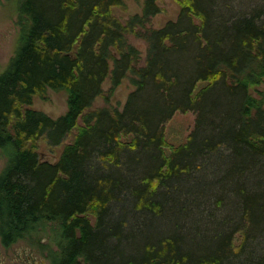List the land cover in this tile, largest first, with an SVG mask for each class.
<instances>
[{
    "label": "trees",
    "instance_id": "trees-1",
    "mask_svg": "<svg viewBox=\"0 0 264 264\" xmlns=\"http://www.w3.org/2000/svg\"><path fill=\"white\" fill-rule=\"evenodd\" d=\"M176 1L182 6L179 18L148 29L147 22L161 11L155 0H146L143 14L126 22L112 13L124 0H20L18 44L0 73V150L7 157L0 174L3 246L38 244L41 230L56 224L57 249L49 252L53 264H264V251L256 255L252 250L264 239V93H252L264 82L260 15L238 17L213 30L209 21L218 0ZM130 33L148 43L141 68L138 49L127 42ZM214 50L221 56L213 58ZM202 52L212 59L206 67ZM127 72L138 78L132 79L137 89L124 110L87 112L103 95L105 80L111 78L113 89ZM49 88L68 95V110L56 119L30 107ZM214 94L218 96L212 98ZM149 103L155 104L156 120L140 110ZM216 108L226 111L217 115ZM178 111H194L197 119L187 142L174 145L164 128ZM102 125L107 128L100 132ZM203 128L210 133L202 138ZM74 130V140L64 145L58 160L41 159L39 141L60 146ZM222 149L228 151L225 174L214 184L223 182L227 191L232 177L241 219L219 223L211 243L215 252L193 257L182 250L167 258L171 240L181 248L179 225L171 235H162L158 254L150 255L154 247L148 244L146 254L134 255V231H123L128 217L109 221V204L130 196L137 200L136 211L162 216L165 197L159 190L169 193L172 182L194 172L193 162ZM122 165L124 174L143 168L139 184L117 172ZM112 167L118 170L111 172ZM157 194L163 200L155 201ZM125 247H130L128 255ZM64 255L67 260L60 259Z\"/></svg>",
    "mask_w": 264,
    "mask_h": 264
},
{
    "label": "rangeland",
    "instance_id": "rangeland-1",
    "mask_svg": "<svg viewBox=\"0 0 264 264\" xmlns=\"http://www.w3.org/2000/svg\"><path fill=\"white\" fill-rule=\"evenodd\" d=\"M155 1L161 11L152 16L150 21L147 22L148 29L162 28L169 21H176L179 18L182 6L176 0ZM145 2L146 0H124L123 5L114 6L112 8V13L116 18L121 20V22H126L134 15L143 14ZM19 3L20 0H1L0 2V73L6 68L10 59L13 57L18 44L20 33V26L18 24ZM257 12L260 15L259 25H263L264 27V0H218V4L214 7V11L210 17L209 26L214 30L217 29L218 25H228L238 17L240 19L241 17H250L253 13ZM139 29L140 28H138V30ZM142 32H144V30H142ZM127 42L139 51L138 68L145 66L149 48L146 39L142 36L130 33L127 35ZM234 51L235 50L233 49L229 50L226 53V59L229 60L232 58L234 56ZM200 55L201 59L203 58L206 60L205 64L203 63V67H206L208 62H211L210 60L212 59L208 61L205 52H202ZM219 56H221V52H219V50H214L213 58ZM182 61H184L183 57ZM185 65L189 68V65L193 66V63L190 61V63ZM242 65L243 59L240 60L239 67ZM181 70L183 71L182 75L184 76L186 71L184 72V69ZM133 78L137 79L138 76L136 77L135 74L127 72V75L121 79V82L112 89L111 78L108 77L103 83V95L95 100L94 104L87 112L102 109H109L112 112H115L116 110L123 111L130 94L137 89L136 84H134L132 80ZM218 88L220 89V86H218ZM147 90L150 91L149 88ZM260 92L264 93V82L254 86L252 89L254 96L258 97ZM217 96V94H214L212 98H216ZM208 97L210 98L209 95ZM225 101V97H223L222 102L225 103ZM30 107L43 111L50 117L56 119L67 112L68 95L65 91H57L49 88L44 94L36 95L33 99V104ZM154 109V103H149L140 108L144 114L148 115L150 118L152 116V118L156 120L157 117L152 115ZM212 109L213 108L210 107L211 111ZM223 111H226V108L222 111L216 108L213 112L217 115H223ZM208 118L209 120L216 121L214 116L208 115ZM196 119L197 114L194 111L176 112L171 120L167 121L165 124L164 129L166 138L174 145L186 143L188 137L194 131ZM220 122L221 121L219 120L217 121V123ZM83 123V119L80 118L79 124L81 125ZM98 128V131L101 132V130L107 128V126L102 125ZM76 132L77 130H74L67 137L64 144L56 147L49 146L44 140L39 141L37 143V152L41 159L52 162L58 160L64 145L74 140ZM202 133L203 134L201 135L203 138L209 135L210 132L208 131V128H203ZM199 143L202 144V139ZM195 146L196 145H194L193 148H195ZM224 149H222V152L217 155H213L204 160L198 159L193 162V166L196 168L193 170L194 172H192L190 176L182 175L181 181L172 182L169 193L166 189L165 191L162 189L159 190V193L163 192L162 194L164 195L165 200H163V196L161 197L160 194H157L154 197V200L164 201H162L164 205L162 207V216L158 217L155 212L149 215L146 213L144 216L143 211L135 210L137 200L132 199L130 196H121L122 199H125H121L116 204H109L111 209L110 213L113 214V219L111 215V217L108 218L109 221L120 220L121 215H127L128 217L123 231L125 234L128 233L127 231H134L135 235L133 234L134 237L132 241L133 247L135 248V251H137L134 255L146 254L145 249L148 244L154 247L150 252V255L158 254L159 249L162 247V235H171V229H178L179 225L180 230L182 229L180 234L183 238V240H181L183 241L180 246L181 248L171 240V244L168 243L169 252L166 255L167 258L179 255V252L182 250L184 252L190 251V254L193 257H200L204 254H213L215 252V245L212 246L211 243L215 241L214 236H217L220 231L219 225L227 220H233L236 224L241 219L240 197L232 191L234 186L232 177L227 179V183L229 184L227 191L226 184H224L225 189L221 186V183L223 184V182L214 184L215 181H221L220 179L223 178L225 174V159L228 151H225ZM6 165L7 157H5L4 153L0 150V174L5 169ZM122 166V169L121 167L118 168L119 170L112 167L111 172L118 170L117 172L120 171L121 173L126 165ZM155 166L156 165L154 164L153 168ZM123 171L122 177L130 181L132 180L131 183L133 184L135 182L136 184H139L140 178L143 177L142 167L134 168L132 173L126 172L129 174H124L125 172ZM258 178L259 177L254 176L255 181H257ZM198 181H200L199 184L197 183ZM251 182L253 183V180ZM250 190L252 191L248 186V192ZM93 217L94 216H91L92 220ZM170 220L171 222H168ZM55 227L56 224H48L45 229L41 230L38 235V244L19 241L10 247H3L0 242V260L5 264L24 262L25 258L32 253L34 257L32 264L35 262L39 263L41 258L47 259L46 264H53L49 257V252L50 250L57 249L54 240ZM139 230L142 232H138ZM154 235L157 238H154ZM156 240L160 242L161 246L156 244ZM66 244L68 245V243H65V245ZM204 245L211 246H208V249L206 250L203 249ZM129 248L130 247L122 248L126 255L129 253V251H127ZM173 250L176 251V254L172 252ZM252 250H255L256 255H259L260 252L264 251V239H258L254 243ZM132 251L135 252L134 250ZM132 251L131 253H133ZM61 257L62 258L60 259L62 260H67L68 258L67 255ZM59 262L61 263V260Z\"/></svg>",
    "mask_w": 264,
    "mask_h": 264
},
{
    "label": "flooded vegetation",
    "instance_id": "flooded-vegetation-1",
    "mask_svg": "<svg viewBox=\"0 0 264 264\" xmlns=\"http://www.w3.org/2000/svg\"><path fill=\"white\" fill-rule=\"evenodd\" d=\"M3 247H5V246H3ZM0 255H1V254H0ZM33 259H34V257H33V254L31 253V254H29V255L25 258V261H24V262H16V263L32 264V263H33V262H32ZM46 261H47V259H45V258H41L39 263H38V262H35L34 264H46ZM0 264H5V263L2 262V261L0 260ZM8 264H13V263H8Z\"/></svg>",
    "mask_w": 264,
    "mask_h": 264
}]
</instances>
